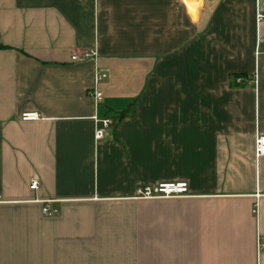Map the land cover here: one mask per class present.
<instances>
[{
    "label": "crops",
    "instance_id": "crops-1",
    "mask_svg": "<svg viewBox=\"0 0 264 264\" xmlns=\"http://www.w3.org/2000/svg\"><path fill=\"white\" fill-rule=\"evenodd\" d=\"M257 12L264 0H0V264H264ZM94 117L113 120L99 142ZM168 183L191 197L133 199Z\"/></svg>",
    "mask_w": 264,
    "mask_h": 264
},
{
    "label": "built area",
    "instance_id": "built-area-1",
    "mask_svg": "<svg viewBox=\"0 0 264 264\" xmlns=\"http://www.w3.org/2000/svg\"><path fill=\"white\" fill-rule=\"evenodd\" d=\"M181 1H195V0H181ZM256 24H261L264 22V14L257 12L256 13ZM97 53L94 50H89L83 52L80 56H73L72 61H86L90 59H96ZM107 79V74L96 69L93 77V86L90 90V97L95 101L96 104H100L103 100L102 93L98 90V86ZM236 84H246L254 85L256 83V77L252 78H236ZM39 119L38 115L35 113H25L21 115V120L23 122L37 121ZM95 131H94V140L96 142L102 141L110 131L113 120L110 118H93ZM254 155L255 158L264 157V136L257 135L254 141ZM40 188V183L37 180H32L29 185V189L32 192L38 191ZM189 187L186 183H168V184H159L155 186H144L139 187L135 190L133 199L139 201H158V200H178V199H187L190 198ZM1 203V197H0ZM53 201H45L42 204V215L44 217L50 218L57 214V210H51L49 205ZM264 248V241L260 239L258 244V249L262 250Z\"/></svg>",
    "mask_w": 264,
    "mask_h": 264
},
{
    "label": "trees",
    "instance_id": "trees-1",
    "mask_svg": "<svg viewBox=\"0 0 264 264\" xmlns=\"http://www.w3.org/2000/svg\"><path fill=\"white\" fill-rule=\"evenodd\" d=\"M238 78H240V77H238Z\"/></svg>",
    "mask_w": 264,
    "mask_h": 264
}]
</instances>
